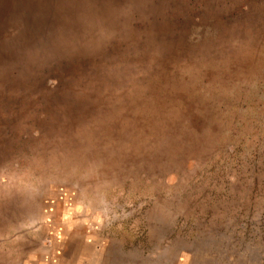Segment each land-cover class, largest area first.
<instances>
[{
  "label": "rangeland",
  "instance_id": "1",
  "mask_svg": "<svg viewBox=\"0 0 264 264\" xmlns=\"http://www.w3.org/2000/svg\"><path fill=\"white\" fill-rule=\"evenodd\" d=\"M0 264H264V0H0Z\"/></svg>",
  "mask_w": 264,
  "mask_h": 264
}]
</instances>
